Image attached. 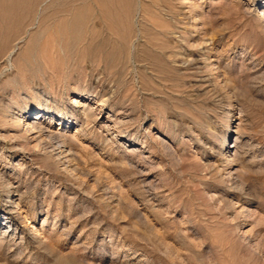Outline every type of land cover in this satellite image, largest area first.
<instances>
[{
	"label": "rangeland",
	"instance_id": "rangeland-1",
	"mask_svg": "<svg viewBox=\"0 0 264 264\" xmlns=\"http://www.w3.org/2000/svg\"><path fill=\"white\" fill-rule=\"evenodd\" d=\"M0 264H264V0H0Z\"/></svg>",
	"mask_w": 264,
	"mask_h": 264
},
{
	"label": "bare ground",
	"instance_id": "bare-ground-1",
	"mask_svg": "<svg viewBox=\"0 0 264 264\" xmlns=\"http://www.w3.org/2000/svg\"><path fill=\"white\" fill-rule=\"evenodd\" d=\"M128 4V3H127ZM106 5V4H105ZM129 7H127L128 9ZM83 116L85 118V121H89L90 116L89 114L86 113V110H84L83 112ZM39 118V117H38ZM37 118V119H38ZM16 119V118H15ZM20 120L21 119H16V122L20 123ZM22 123V122H21ZM31 128L28 129V132L31 131V130H38V133H42L43 129L42 127H40V124H38L37 122L33 124V126H30ZM237 133V131L235 132ZM48 137V144L47 145H50V148H52V151L55 153L56 152V156L58 157L59 161L61 160V162L63 163V166H65V170L68 171V158L70 159V157H68V144L64 141V140H61L60 137L57 138V137H53L51 135L47 136ZM52 152V153H53ZM71 152V151H70ZM60 162V163H61ZM70 166V165H69ZM64 169V168H63ZM70 172V171H68ZM11 229L10 225L6 228V232H4V237L7 236V233L9 232V230ZM11 231V230H10ZM11 241L14 242V238L13 236H11ZM2 241V240H1ZM4 242V241H3Z\"/></svg>",
	"mask_w": 264,
	"mask_h": 264
}]
</instances>
